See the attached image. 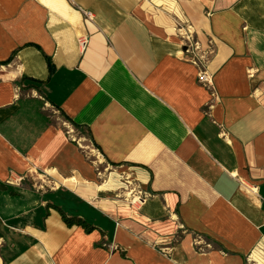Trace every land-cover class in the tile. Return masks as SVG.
Returning a JSON list of instances; mask_svg holds the SVG:
<instances>
[{"label": "crops", "instance_id": "0c3cea01", "mask_svg": "<svg viewBox=\"0 0 264 264\" xmlns=\"http://www.w3.org/2000/svg\"><path fill=\"white\" fill-rule=\"evenodd\" d=\"M0 264H264V0H0Z\"/></svg>", "mask_w": 264, "mask_h": 264}, {"label": "built area", "instance_id": "2783aa9c", "mask_svg": "<svg viewBox=\"0 0 264 264\" xmlns=\"http://www.w3.org/2000/svg\"><path fill=\"white\" fill-rule=\"evenodd\" d=\"M186 39H187V42L185 43L184 48H185L186 52H190L192 54V56H193L192 62H194V64L197 65V67H198V74H197L198 81H199V83H201V85H203L209 89L211 86L212 75H210L209 72L207 71V61L206 60H207L208 55L212 52V49L203 50L200 47L198 41L195 38L191 37V35L188 36ZM84 41L85 40L81 39V40H79V43L83 44ZM65 126L67 127V131H66L67 134L70 133L71 131L74 132V129L72 128V126L69 123H65ZM80 139L81 138L79 137V140L76 141L75 138L71 137V140L76 142L79 145L81 142ZM84 140H85V138H84ZM22 178L23 177L13 178L11 180L9 179L8 182L19 184L20 181L22 180ZM142 199H143L142 195H137L133 199H131V202H134V201L140 202V201H142Z\"/></svg>", "mask_w": 264, "mask_h": 264}, {"label": "rangeland", "instance_id": "374dc122", "mask_svg": "<svg viewBox=\"0 0 264 264\" xmlns=\"http://www.w3.org/2000/svg\"><path fill=\"white\" fill-rule=\"evenodd\" d=\"M181 27H184V26L182 25ZM64 129H65V131H67V127H66V126H64ZM68 134H69L70 137L75 138L76 141H78V140H79V137H80V138H81V139H80V140H81L80 143L83 144V146H86V148L89 147L87 141L84 140V137H83L82 134L78 133V132L75 131V130H74V132L71 131V132L68 133ZM82 141H83V142H82ZM90 147H91V146H90ZM90 147H89L88 149H85V151H86L87 153H89V151L91 150ZM89 158L95 160V159H96V152L93 151V150L90 151ZM99 167H100V168H99V169H100L99 171H102V172H107V171H108L107 169L105 170V168H103V166H101V165H100Z\"/></svg>", "mask_w": 264, "mask_h": 264}, {"label": "trees", "instance_id": "16d2710c", "mask_svg": "<svg viewBox=\"0 0 264 264\" xmlns=\"http://www.w3.org/2000/svg\"><path fill=\"white\" fill-rule=\"evenodd\" d=\"M3 62L6 63V60L3 61ZM3 62H1V63H3ZM64 221L66 223H68V224H71V223L81 224L86 229H90L91 228V226H89L88 223H86L84 220H82L81 218H78V217L77 218H67V217L64 216Z\"/></svg>", "mask_w": 264, "mask_h": 264}, {"label": "bare ground", "instance_id": "6f19581e", "mask_svg": "<svg viewBox=\"0 0 264 264\" xmlns=\"http://www.w3.org/2000/svg\"><path fill=\"white\" fill-rule=\"evenodd\" d=\"M176 31L178 32V34L180 35V36H182L183 38L185 37V30L183 29V28H179L178 26L176 27ZM187 35V34H186ZM74 179V178H73ZM69 180H71V179H69ZM71 182V181H70ZM129 193H131V191L129 192ZM135 195V194H134ZM133 196V193H131V196L130 197H132ZM137 196V195H136ZM135 197V196H134ZM137 198V197H136ZM135 198V199H136ZM135 205V204H134ZM135 207V206H134Z\"/></svg>", "mask_w": 264, "mask_h": 264}]
</instances>
